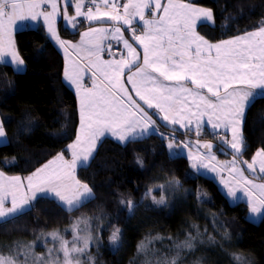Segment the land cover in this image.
Returning <instances> with one entry per match:
<instances>
[{"label": "snow or ice", "instance_id": "1", "mask_svg": "<svg viewBox=\"0 0 264 264\" xmlns=\"http://www.w3.org/2000/svg\"><path fill=\"white\" fill-rule=\"evenodd\" d=\"M43 5H49L51 11L41 10ZM70 6L74 15L68 14ZM146 9H151L153 17L157 12L161 15L145 19ZM58 17L64 20L66 30L74 34L81 17L90 24L113 22L125 25L131 33L132 43L123 38L120 27L111 30L89 27L81 34L80 44L87 45L89 55L96 56L92 67L102 73L104 80L98 84L94 71L91 73L92 87H85L78 67L65 68L66 80L75 85L79 94V133L66 149L72 158L66 160L64 152H60L24 179L6 176L0 171V224L13 222L31 211L37 194H43L41 198L53 199L69 212L90 202L95 194L88 184L76 177L77 165L87 166L97 142L106 133L121 143L153 134L165 139L152 115L166 127L178 125L195 131L197 136L207 123L220 141L221 154H228L227 148L232 153L231 160L217 166L212 163L216 160L212 143L195 141L196 153H193L189 147L191 141L176 143L174 137L166 144L170 157H179L187 150L193 177L204 175L206 179L217 182L216 177L225 170L229 176H239V180L232 181L220 176L217 183L222 194L233 204H249L250 219L264 218L261 211L264 209V183H254L244 175V168L238 166L246 165L253 176L257 172L264 174V148L256 150L250 163L241 158L249 147L243 135L246 112L258 99H264V21L253 31L212 43L196 32L198 22L214 25L212 10L178 0H167L166 4L161 0H127L123 4L117 0H0V64L12 65L14 70L23 71L24 61L12 38V26L17 20L42 18L50 40L65 52L69 46L77 48L71 41L60 37L56 27ZM137 18L143 22V31L139 35L132 27ZM109 31L118 43L123 41L126 57L99 58V52L104 50L101 47L104 34ZM137 48H140L139 52ZM108 49L111 51L110 44ZM188 83L194 87H188ZM146 109L152 111V115ZM10 142L0 122V145L6 146ZM168 183L179 185L180 182L170 180ZM157 187L162 189L164 185ZM238 191L243 193V197L237 196ZM203 195L207 197L206 193ZM151 199L155 205L166 204L163 196ZM120 203L129 213L135 207L131 200L127 203L121 200ZM91 228V218L82 216L72 222L70 229H65L66 232L71 231V240L65 239L59 231L47 234L56 247L47 249L46 256H37L32 252L34 245L29 244L11 255L0 253V264H17L20 255H23L25 264L29 258L31 264H81V257L88 253L90 244L99 239L92 236ZM120 231L116 228L109 238L114 251L122 246ZM194 240L195 237L189 235L185 241L174 242L177 255L163 257L156 264H177L179 251L192 250ZM145 249L146 245L141 242L137 251ZM229 255L236 264H246L243 254ZM87 259L91 261L90 256Z\"/></svg>", "mask_w": 264, "mask_h": 264}, {"label": "trees", "instance_id": "2", "mask_svg": "<svg viewBox=\"0 0 264 264\" xmlns=\"http://www.w3.org/2000/svg\"><path fill=\"white\" fill-rule=\"evenodd\" d=\"M178 1L213 11L215 24L198 29L211 42L253 31L264 21V0ZM59 27L65 38L76 39L80 34L79 29L75 34L66 30L63 20ZM16 44L27 68L16 71L12 65L0 64V116L11 141L0 145V171L29 176L58 153L68 152L79 131V104L64 78L63 53L48 38L44 25L17 30ZM243 133L249 145L243 157L251 161L256 150L264 148V99L247 111ZM166 144V138L156 134L130 143L101 139L90 162L77 172L95 198L69 212L40 196L31 211L0 224V243L32 239L41 231L62 229L86 216L101 230L96 254L100 264H144L142 252L137 251L141 242L155 240L154 248L162 249L166 245L159 241L174 242L189 235L195 237V245L183 251L178 264H236L230 253L243 254L246 264H264V218L253 222L247 203L232 204L217 182L190 175L188 158L170 157ZM219 147L217 141V152ZM170 180L180 182L176 193L166 204H153L149 190ZM121 200L132 201L131 213ZM116 228L121 229L122 246L114 251L109 236Z\"/></svg>", "mask_w": 264, "mask_h": 264}, {"label": "crops", "instance_id": "3", "mask_svg": "<svg viewBox=\"0 0 264 264\" xmlns=\"http://www.w3.org/2000/svg\"><path fill=\"white\" fill-rule=\"evenodd\" d=\"M127 0H117V3L119 4H123V3H126ZM161 2L163 4H166L167 3V0H161ZM178 2H181V3H185V2H182V1H178ZM41 10H45V11H51V8L49 5H43L42 6V9ZM121 12H122V8H121ZM68 14L69 15H74V9L73 7H69L68 8ZM159 15H161V13L157 12L155 17H153L152 15V12H151V9H146L145 10V19H151V18H158ZM215 18V17H214ZM60 20H63L62 18L58 17L57 20H56V27H57V30H58V33L60 35V37L64 40H69L71 41L72 44H75L77 45L78 47L73 49L72 47H67V52L64 51L63 48H60L58 45L57 47L61 50V52L63 53V56H64V59H65V68L66 67H69V68H72V67H78V69L80 70L81 72V83L82 85H84L85 87H92V83H93V77L91 75L92 72H96L97 75H96V82L99 84L101 81L104 80V77L102 75V73H100L99 71H97V69L93 68L92 67V62H95L96 61V56L95 55H89V51L90 49L88 48L87 45H81L80 44V41H81V34L85 31H87V29L89 27H105V28H108V29H112L114 27H120L121 28V32L123 34V38L124 39H128L130 43H132V39H131V33L130 31L128 30V27L125 26V25H122V24H116V23H113V22H92L91 24L89 22H87L84 18H78L79 20V23H78V26H77V30L79 29L80 31V34L79 36L76 38V39H68V38H65L61 35V32H60V27H59V21ZM64 22V20H63ZM44 25V22H43V19H39V20H36V21H33L31 19H24V20H17L16 23L12 26V38L15 42V45H16V48H17V44H16V32L17 30L19 29H22V28H28L30 26H37V25ZM65 24V22H64ZM201 24L198 22L197 23V26H196V32L199 33V26ZM45 27V25H44ZM133 28L136 29V34L139 35L142 33L143 31V22L142 21H139V18H137L136 21L133 22V25H132ZM46 29V27H45ZM47 32V31H46ZM85 39H88V38H85ZM112 33L111 31H109L108 33H105L104 34V39L101 43V47L104 49L103 51H100L99 52V58L101 60H112V59H120V56L119 55H108L106 53V47H105V44L108 40H112ZM114 41H116L115 39H113ZM211 42V41H210ZM116 43L119 45V47L127 54V51L126 49H124V45H123V41H120L119 43L116 41ZM212 43H216V42H212ZM133 47H136L135 44H133ZM137 51L139 52L140 51V48H137ZM20 55V54H19ZM23 59V58H22ZM24 61V60H23ZM26 63L24 61V65H23V71L26 70ZM133 71H135V69H133ZM127 70L125 72V75H127ZM65 78V76H64ZM65 81L66 83L74 89L75 93H76V96H77V101H78V104H79V94L77 93L76 91V88H75V85H72L69 81L66 80L65 78ZM125 83H127V81H125ZM188 87H194L193 85H191L190 83H188L187 85ZM129 91H131V89H129ZM134 99H136L134 97ZM137 102H140L139 100H137ZM143 106V104H142ZM146 111H149V115H152V111L146 109ZM247 114V112H246ZM152 118L154 120H156V123L157 125L159 126V132L160 133H163L164 134V137L166 138V143H168V140L171 139V138H175V141L177 143L179 142H187V140L189 141H192V142H195L197 140L199 141H205V140H211L213 141V143H216L217 141L220 143L219 139L214 136L212 134V132L209 130V127L207 125V123H205L202 127V130H201V133L199 136L196 135V132L195 131H190V130H186V129H182L180 128L178 125L177 126H171V127H166L165 126V123L162 122L161 120L157 119V117L155 115H152ZM245 118H246V115H245ZM206 119V118H205ZM0 122H2V118L0 116ZM244 122H245V119H244ZM3 123V122H2ZM4 126V125H3ZM80 127V126H79ZM243 129H244V125H243ZM6 132V131H5ZM209 132L208 135H210V137H208L207 133ZM79 133V131H78ZM192 134H194V137L192 136ZM155 135V134H153ZM244 135V133H243ZM7 136V134H6ZM106 137H110L112 139H114V137L110 136L109 134H105L104 137H102L101 139L103 138H106ZM8 138V137H7ZM147 138V137H146ZM216 138V139H215ZM144 139V138H143ZM177 139H179L177 141ZM116 140V139H115ZM98 144H99V141L97 142V146H96V149H95V152L97 150V147H98ZM169 151V150H168ZM94 152V154H95ZM217 152V151H216ZM218 155L220 156V159L222 158H232L230 154H232L231 152L229 154H221L220 150H218ZM93 154V156H94ZM64 156H65V159L66 160H71V153L68 151L67 153H64ZM181 156H185V155H181ZM243 160H246L243 156L241 157ZM53 159V158H52ZM92 159V157L89 159L88 163L90 162V160ZM252 160V159H251ZM248 162H251V161H248ZM87 163V164H88ZM79 165V164H78ZM82 167V166H80ZM79 167V168H80ZM245 167V165H244ZM78 167H76V170H79ZM245 172L249 175H252L251 173H248L247 169L245 170ZM6 176H9L7 174H5ZM245 175V174H244ZM22 179L26 178L27 176H20ZM220 177V176H217L216 179ZM264 175L261 176V178H258L259 180L257 181H261V182H264ZM254 180L256 181L255 177H254ZM25 183H26V180H25ZM260 183V182H259ZM43 194H37V198H39L40 196H42ZM264 211V209H263ZM250 213V211H249Z\"/></svg>", "mask_w": 264, "mask_h": 264}, {"label": "rangeland", "instance_id": "4", "mask_svg": "<svg viewBox=\"0 0 264 264\" xmlns=\"http://www.w3.org/2000/svg\"><path fill=\"white\" fill-rule=\"evenodd\" d=\"M197 7H203V8H207V7H204V6H197ZM213 12V11H212ZM213 17H214V13H213ZM214 24H215V18H214ZM226 40V39H225ZM109 41V40H108ZM107 41V42H108ZM113 42L116 43V41H114L113 39L111 40ZM106 42V43H107ZM117 44V43H116ZM118 45V44H117ZM106 46V44H105ZM119 46V45H118ZM122 50V49H121ZM123 53H125L123 50H122ZM126 54V53H125ZM108 55H119L120 58H121V54H116V53H111V54H108ZM127 56V54H126ZM245 119V118H244ZM243 125H244V122H243ZM223 134V133H221ZM230 135V134H229ZM151 136V135H150ZM149 137V136H148ZM115 139V138H114ZM216 139V138H215ZM172 140L169 139L168 142ZM179 139H177L178 141ZM176 142V141H175ZM179 142V141H178ZM187 142H189V140H187ZM192 142V141H191ZM205 142H210L214 145L213 149H212V152L215 154L216 156V160L215 161H212L213 164H216L217 166H219V163H222L224 161H228V160H231L232 158H222L220 159V156L218 155V153L216 152V145H217V142L216 143H213V141H211L210 139L209 140H203V141H200L201 144L205 143ZM177 143V142H176ZM189 147L191 148L192 152L193 153H196V147H195V142H192ZM225 151L229 154L230 151L225 148ZM186 152L187 150H184V153L182 155H185L186 156ZM231 157H232V154H230ZM187 157V156H186ZM189 160V159H188ZM190 162V161H189ZM250 163V162H249ZM46 164V163H45ZM239 167L241 168H244V170L247 169L246 165L244 167V164H239L238 165ZM77 167L79 168L80 165H77ZM248 171V170H247ZM77 172L78 170L75 172V175L76 177L78 178L77 176ZM248 173H250L248 171ZM244 174L245 176H247L249 179H252L254 181V183H264V182H261V181H257L259 180L258 178H261V176H263L264 174H260L259 172H257V175L256 176H253V175H249L247 174L245 171H244ZM220 176H223L224 179H228L230 181L232 180H239L240 177L239 176H236V175H233V176H229L228 175V172L227 170H225L224 172H222L220 174ZM254 177L256 179V181L254 180ZM217 182L220 180V177H218L217 179ZM164 185V188H158L157 186L158 185H155L153 186L149 192L150 194V197H156V199H159L161 196H163L165 198V200L167 201L169 196H171V194L173 193H176V184H163ZM234 186V185H233ZM221 188V187H220ZM237 196L238 197H243V193L238 191L237 192ZM230 201V200H229ZM232 203V202H231ZM246 203V202H245ZM233 204V203H232ZM249 205V204H248ZM249 211H250V205H249ZM262 213H264L263 209L261 210ZM250 219V218H249ZM262 218H257V219H250L252 220L253 222L255 221V223H259L261 221ZM73 222V221H72ZM72 224V223H71ZM71 224L67 227H63L62 229H58V230H51V231H41L39 232L38 234H36V236L32 237V239H23V238H17L15 239V241H13L14 243L13 244H4V243H0V253H2L3 255L7 256V255H11V254H14L16 252H19L22 250L23 247H26L27 245L31 244V245H34V247L32 248V252H34L37 256H46L47 255V249L49 248H54L56 247V245L54 244V242L52 241L51 237L48 236L47 234L48 233H51V232H54V231H59L60 234L67 240H71L72 239V234H71V231H65V229H70L71 227ZM91 225H92V228H91V234L92 236L95 238V237H99V239H94L93 242L90 244V247H89V250H88V253L85 254V256L81 257V264H100L99 263V257L96 255L97 254V250H100L101 246V242L100 240L102 239V234H101V230L97 227V224L94 223L93 220H91ZM120 229V228H119ZM121 230V229H120ZM120 235H121V231H120ZM212 235V234H211ZM111 236V234H110ZM109 236V237H110ZM101 237V239H100ZM186 239H174V242L176 243H179V242H182V241H185ZM174 242H166V240H161L159 241V243L161 244H165L166 246L162 249H156L154 248V246H157L156 244V241L155 240H150L148 241L147 243H145L146 245V249L145 251L142 252V256L144 257V264H148V262H151V264H156V262L158 260H160L161 258L163 257H168V258H171L173 256H176L177 255V250L175 249L174 247ZM120 243H121V237H120ZM17 244L20 245V247L18 248L17 247ZM110 244V242H109ZM195 245L194 241H193V246ZM111 247V246H110ZM112 248V247H111ZM113 249V248H112ZM185 249L183 250H180L179 251V259L177 260V264L179 263V260L181 259L182 257V253ZM90 256L91 257V261H89L87 259V257ZM194 264H198L199 262H193ZM17 264H25V261H24V257L23 255H20L18 260H17ZM28 264H31V258H29V262ZM200 264V263H199Z\"/></svg>", "mask_w": 264, "mask_h": 264}, {"label": "built area", "instance_id": "5", "mask_svg": "<svg viewBox=\"0 0 264 264\" xmlns=\"http://www.w3.org/2000/svg\"><path fill=\"white\" fill-rule=\"evenodd\" d=\"M111 45V51H109L108 49V45ZM106 53L107 54H111V53H118V54H121L123 56L126 57V54L122 52L121 48L113 41L109 40L107 43H106Z\"/></svg>", "mask_w": 264, "mask_h": 264}]
</instances>
